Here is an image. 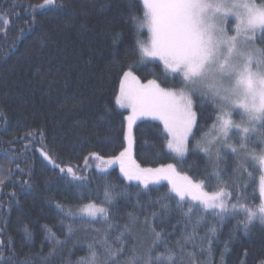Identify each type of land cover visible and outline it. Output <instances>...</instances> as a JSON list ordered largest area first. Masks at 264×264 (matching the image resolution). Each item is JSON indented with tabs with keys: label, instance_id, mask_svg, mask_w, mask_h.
Masks as SVG:
<instances>
[{
	"label": "trees",
	"instance_id": "trees-1",
	"mask_svg": "<svg viewBox=\"0 0 264 264\" xmlns=\"http://www.w3.org/2000/svg\"><path fill=\"white\" fill-rule=\"evenodd\" d=\"M56 2L62 7L41 8L43 0H0V12H7L9 20V24L0 29V113L4 114L0 119V169H13L12 180L0 187V241H3L4 261L11 257L15 264L29 253L49 251L45 226L64 239L66 229L61 224L62 214L55 208L56 202L76 210L89 201L100 203L105 186H114L117 192L128 195L117 197L110 209L109 223L123 225L127 223V213L135 212L141 222L134 229V235L150 242L149 229L143 224L144 215L151 217L153 211L160 212L159 206L150 201L155 202L171 190L168 182L149 184L148 190H144L137 181L126 180L120 166L110 167L106 163L126 147L127 111L115 104V97L128 65L134 64L133 74L144 83L156 80L163 88L173 85L172 74L168 73L166 79L161 63L139 60L135 41H147L149 31L145 27L138 35L129 16L143 17L142 4L138 0ZM260 2L256 0L257 4ZM33 7L36 8L34 13ZM195 111L196 139L190 137V151L183 163L167 149L163 124L151 119L140 121L134 128L135 163L142 168L171 163L180 174L204 179L212 171V164L202 152L191 149L208 131L212 108L197 101ZM44 151H50L61 167L80 169L77 174L85 180L72 181L71 177L62 176L44 159ZM93 152L104 160L89 157ZM12 156L18 158L10 164ZM85 157H89L87 166ZM15 163L31 172V188L21 189L19 182L28 176L16 171ZM235 166V157L231 155L227 156L226 163H221L220 167L226 169V180ZM247 167L252 175L245 174L235 191L246 198L240 203L254 206L261 203L260 170L253 164ZM244 182L249 185L246 190ZM215 184L213 180L205 190L215 191ZM138 191L139 197L135 195ZM13 192L16 193L14 199ZM137 199L145 205L143 211L136 206ZM232 203H237L235 198ZM190 205L196 202L186 199L178 208L175 200H171L170 211L162 213L151 224L157 231L172 233L168 237L170 244L185 229L190 233L198 218H203L198 227L200 236L205 235L209 226H217L219 231L211 254L200 253L198 240L196 248L188 245L189 251L196 252V264H222L224 242L230 237L223 264H242L243 261L256 264L257 259L264 256V226L256 223L245 236L235 229L237 222L244 219L242 213L221 223L212 212L199 207H194L190 221L185 215ZM87 220H77L74 224L75 238L82 242L81 246L73 248L68 244L64 251L65 257L69 250L73 252V261L88 255L87 243L97 236L91 229H100L102 235L106 227L99 219L92 223ZM68 222L65 219V224ZM25 224L33 234L31 243L23 240L21 228ZM118 233L119 229L113 230L111 238ZM128 243L131 245L132 240ZM33 264H40L39 259H34Z\"/></svg>",
	"mask_w": 264,
	"mask_h": 264
},
{
	"label": "snow or ice",
	"instance_id": "snow-or-ice-1",
	"mask_svg": "<svg viewBox=\"0 0 264 264\" xmlns=\"http://www.w3.org/2000/svg\"><path fill=\"white\" fill-rule=\"evenodd\" d=\"M142 4L143 17L132 14L129 21L137 34L147 27L151 33L150 41L136 39V50L140 62H150L148 58L158 57L165 68V78L172 74L173 85L163 88L156 80L141 83L133 74L134 64L123 71L119 93L115 104L121 108H130L125 117L127 133L125 147L119 155L110 158L108 165L119 163L120 171L128 181H137L148 190L149 184L167 180L171 185L169 193L159 197L155 203L160 212L153 211L151 217L144 215L143 224L149 229L150 242L136 237L134 229L140 224V216L135 212L127 213V223L113 225L110 209L115 205L117 197L127 196L119 193L114 186L107 185L100 203L89 201L74 210L73 206L60 202L55 208L62 214L61 224L66 231L64 239H60L51 229L45 226V239L49 241V251L44 254L29 253L19 264H33L38 258L40 264H196L195 251H189L188 245L197 247L201 254L212 253V245L219 231L217 226H209L205 235L200 236L198 227L203 218H198L189 233L187 229L173 243L168 237L172 233L157 231L151 221L162 213L170 211V201L175 200L179 208L186 198L196 205H190L185 215L191 221L194 207L210 211L222 223L226 218H235L243 214L236 230L247 236L256 223L264 226V200L260 204L249 206L240 201L246 199L243 193L235 189L243 182L244 175L251 177L248 165H258L264 173V0L259 4L256 0H138ZM15 6V5H14ZM39 7H62L56 0H43ZM33 13L36 8L33 7ZM7 12H0V29L9 24ZM118 35V34H117ZM6 38V37H5ZM116 37H114V43ZM259 45V46H258ZM212 108V123L191 149L202 152L212 164V171L204 179L196 180L187 175H180L175 164L161 165L158 168H142L132 159L134 139L132 127L141 117H153L163 123L166 133V147L183 163L189 153V138L196 139L193 132L197 125L196 102ZM239 115V120L232 117ZM4 114L0 113V119ZM29 136L32 133H28ZM206 137H210L205 139ZM235 137V139H234ZM11 143V141L9 142ZM44 159L62 176L71 177L72 181L83 182L85 177L78 175L80 169L61 167L53 159L50 151H44ZM228 155L235 157V167L229 179L224 178L226 169L220 167L226 163ZM89 157L103 161L104 158L93 152ZM89 157H85L87 166ZM18 157L9 158L12 164ZM16 171L27 175L19 183L21 189L31 188V172L15 163ZM13 169H0V187L12 180ZM215 180V191L208 192L206 187ZM249 185L244 182L243 187ZM232 188L233 191L228 189ZM260 192L264 196V174L260 178ZM140 196L138 191L135 194ZM16 193H11L14 199ZM233 198L237 203H232ZM136 206L142 211L145 205L137 199ZM92 223L97 219L106 226L103 234L100 229H91L97 233L87 243L86 257L73 261V252L64 251L68 244L73 248L82 242L75 238L74 224L77 220ZM65 219L70 222L65 224ZM119 229L118 235L112 239L113 230ZM88 231V229H79ZM23 240L31 243L33 234L27 224L21 228ZM129 239L132 240L129 245ZM231 242H224L225 251L221 253V262ZM205 244L207 247H205ZM13 255L15 253L13 252ZM245 257L247 252L245 251ZM0 261H4L3 241H0ZM4 264H15L9 257ZM242 264H246L243 261ZM256 264H264V256L257 259Z\"/></svg>",
	"mask_w": 264,
	"mask_h": 264
},
{
	"label": "rangeland",
	"instance_id": "rangeland-1",
	"mask_svg": "<svg viewBox=\"0 0 264 264\" xmlns=\"http://www.w3.org/2000/svg\"><path fill=\"white\" fill-rule=\"evenodd\" d=\"M148 29V28H147ZM148 31H149V29H148ZM150 38H151V33H150V31H149V38H148V40L147 41H150ZM146 41V42H147ZM148 61H156V62H159V63H161L162 65H163V62L161 61V60H159V58L158 57H155V58H152V57H150V58H148ZM163 67H164V65H163ZM137 77V76H136ZM139 79V78H138ZM139 81L141 82V83H144V82H142L140 79H139ZM147 82H145V84H146ZM124 110H126L127 111V116L130 114V112H131V109L130 108H125ZM234 120H239V119H236V117H235V115L232 117ZM144 119H151V120H155V121H158V122H160V123H162V121H160L159 119H155V118H153V117H150V116H148V117H141V118H139V119H137L136 120V122L133 124V127H132V136H133V139H134V128H135V126L140 122V121H143ZM163 124V123H162ZM194 130V129H193ZM126 133H127V125H126ZM208 138H210V137H206L205 139H208ZM189 140H190V138H189ZM126 147H127V141H126ZM133 149H134V143H133V148H132V159H133ZM134 160V159H133ZM108 161V160H107ZM110 167H115V166H119V163H114V164H110L109 165ZM258 169H259V166L258 165H255ZM178 172V171H177ZM179 173V172H178ZM180 174V173H179ZM262 174H264V173H262L261 171H260V178H261V175ZM180 175H183V174H180ZM260 178H259V190H260ZM162 182H168L167 180H161L159 183H162ZM150 184H152V183H150ZM156 184H158V183H156ZM260 196H261V201L262 200H264V196H262L261 195V192H260ZM187 199V198H186Z\"/></svg>",
	"mask_w": 264,
	"mask_h": 264
}]
</instances>
